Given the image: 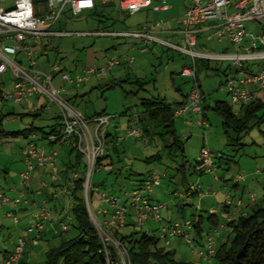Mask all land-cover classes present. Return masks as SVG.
<instances>
[{"label":"rangeland","instance_id":"374dc122","mask_svg":"<svg viewBox=\"0 0 264 264\" xmlns=\"http://www.w3.org/2000/svg\"><path fill=\"white\" fill-rule=\"evenodd\" d=\"M170 11L157 15V21L170 22L176 15L180 14L187 5V0H162ZM8 5L5 4V6ZM1 10V7H0ZM178 13V14H177ZM149 9H142L134 14L121 12L117 6L116 0H113L109 7L98 6L95 13L82 12L72 16L69 12L61 15L59 23L55 26V30L68 31L71 35L55 37L43 42L46 45V56L37 58V66L47 60L48 65L56 64L63 66L66 70L74 69V66L102 67L109 58H117L120 63L115 65L110 71L101 77L91 78L89 82L83 83L77 88L66 87L63 83L56 81L61 88V95L72 97L73 93H77L71 101L70 105L86 118L93 117L102 111L109 115H114L107 128L108 137L105 143V151L109 154V158L102 163V167L98 171H94L91 176L90 184L95 185L99 192H107L120 198V203L125 204L124 194L126 191L134 189L139 180L144 179L147 175L154 173L160 178V184L153 189L151 198L156 202L167 204V207L159 210L161 223L148 220L146 224L139 226H125L120 229L123 234L133 233V238L138 239L141 233L153 235L160 238L159 228L163 224H167L169 219L183 220L195 218L201 215V232L200 236L191 234L187 235L191 241L194 240L196 251H204L200 242L206 236V230L209 229L212 220H217V233L214 234L216 245L229 242L232 234L227 228V215L220 210V205L216 203L210 204L208 197L214 196L216 192L222 193V200L226 192H232V184L237 176L243 179L239 183L244 193L242 199L247 200V195L253 193L256 199H262L264 190L262 189V181L264 178V138L260 135L264 132V122L252 127L248 133L240 140L243 146H230L227 144L223 135L221 119L211 110L214 101H225L229 104V97L224 88L225 76L222 71L228 66L226 62H206L196 61L197 73L196 77L203 93V100L208 104L203 115H199L203 119L207 127L203 131L197 126L188 127L180 118H174V128L177 136L183 141V156L188 164H193L198 159L200 149L202 147L212 155V161L217 168L211 172H202L201 174L194 172L184 173V183L182 184L181 173L176 172L175 168L181 161L180 155H166L163 151L162 144L168 142L167 136H163L161 141L157 136L150 139L137 140L132 137H126L125 131L130 124V118L140 115L144 117L140 101L142 99H163L166 103H177L181 101V94H185L193 80L180 76L182 66L189 65L190 58L182 53L169 50L160 44H153L146 53L141 54L137 51H130V40L133 38L112 37L108 35L94 34L96 32H119L131 31L137 26L149 23L152 16ZM156 22V21H155ZM174 25V22L171 21ZM167 25V24H166ZM162 24V28L166 27ZM246 27L252 30L250 23H246ZM78 33H93L90 35H79ZM136 39H134L135 41ZM136 41H139L138 39ZM142 44V42L140 41ZM202 45L206 48H212V43L207 40H201ZM230 45V44H229ZM143 46V45H142ZM234 48V49H233ZM217 50L218 46L215 45ZM152 50V53H151ZM230 50H235L230 45ZM123 56L133 58L132 64L128 65L122 61ZM135 59V60H134ZM201 62L207 64L204 69ZM264 67V62H258L251 66L254 71ZM75 72V71H73ZM5 83L2 86L0 82V90L5 88L9 90L11 81L8 74L0 76ZM177 90H180L178 92ZM257 97L264 103V91H256ZM202 102V99L200 100ZM39 106L34 108L32 106ZM46 106L48 107L46 109ZM48 109H50L48 111ZM233 112H242L240 105L231 106ZM7 113L0 123V194L7 198L17 196L16 190L20 188L18 179L19 170L23 167L21 162V149L29 141L21 135H6L4 133L18 132L29 128L30 125L36 128H42L44 132L49 131V127L55 122H59L60 117L58 107L49 103L41 95H35L24 104H13L10 102L0 103V116ZM125 113V114H123ZM38 138L35 145L45 150L47 154L53 150L58 155L55 159L57 165L65 162L67 159L73 162L74 155L68 154L71 148L70 144L51 145L48 138L41 137L39 132L36 133ZM234 138V136L232 135ZM110 145H115L116 151L110 149ZM162 149L161 162L149 161L146 159ZM148 161V160H147ZM84 162L83 158L81 163ZM83 163L79 166L82 168ZM215 178V180H214ZM220 178L225 179L228 186L222 189H215L212 183L220 184ZM240 179V180H241ZM200 184L206 197H190V204L183 206L182 216L178 213L176 206L180 203L177 198L172 195V204L170 192L174 188H184L187 185ZM217 190V191H215ZM233 193V192H232ZM231 193V196H232ZM220 195V194H219ZM38 198V197H37ZM235 198V196H233ZM232 198V199H233ZM40 200V198H38ZM89 208L96 218H100L95 214L98 208L96 193L88 195ZM202 205L199 208V205ZM210 209H215V215L210 214ZM13 210L11 203H4L0 200V251H10L13 243L19 237H24L26 245L24 248V264H43L44 252L50 248L57 246L59 237L53 236V228L42 237V239L34 242L33 238L26 234L25 228L31 217L30 207L26 211L16 213L18 224L15 225L11 218L6 217V212ZM58 213L59 219L67 225V219L70 215V206H65ZM219 211V212H218ZM28 213V218L23 215ZM53 211H50V217L53 218ZM167 214V215H166ZM233 215L232 218H235ZM50 222L48 224L51 223ZM132 217L127 218V223L132 222ZM57 227V226H56ZM60 230V227H57ZM45 230V229H44ZM72 235V228H69L66 237ZM171 239L166 250H172L173 259L183 262H192L197 259L193 251L186 246L184 242H178ZM215 243V241H214ZM159 245H163V241L159 239ZM215 246V244L213 245ZM205 252V251H204ZM196 262V261H195Z\"/></svg>","mask_w":264,"mask_h":264},{"label":"built area","instance_id":"2783aa9c","mask_svg":"<svg viewBox=\"0 0 264 264\" xmlns=\"http://www.w3.org/2000/svg\"><path fill=\"white\" fill-rule=\"evenodd\" d=\"M110 1L112 0H0V76L8 74L11 81L8 91L5 88L0 90V103L19 104L35 95H41L49 103L58 107L61 126L47 138L53 145L57 143L73 145L81 154L85 166L82 182L83 202L90 221L101 240L102 251L108 256L106 247L111 244L118 252L120 264H129L124 248L112 238L108 230L122 227L128 217H132V222L140 228L148 220L162 222L159 210L167 207V204L151 200L153 189L160 184L159 178L154 173L149 174L134 189L126 191L123 201L125 204L120 203V198L107 192H99L96 187H93L89 181L92 173L100 169L96 166L97 158L106 154L104 137L114 115L105 113L90 118L84 117L70 105L64 95H61V88L53 84L54 79H58L66 87L77 88L91 78L106 75L110 69L120 63V60L112 57L102 67H83L73 74L62 70V67L56 64H51L47 70H42L37 67L36 63L37 58L41 56L38 47L41 40L71 35L68 31L55 30L61 15L69 12L75 16L93 9L97 3H109ZM116 2L121 12L130 15L142 9H149L151 13L167 9L162 0H116ZM7 3L8 5L5 6ZM206 21L214 23L212 35L217 41L225 40L234 45L233 52H211L198 48L196 31L193 26ZM247 22L254 25V29L249 30L246 27ZM161 24L162 22L157 21L131 31L96 32L94 34L138 39L145 45L154 42L188 56L190 63L188 66H182L180 76L193 81L185 94V103L174 110V116H182V121L186 126H197L203 131L207 127L206 122L199 117L201 115L200 88L196 82V61L198 60L228 63L223 84L230 106L246 105L256 98V91H264V67L257 71L251 68L255 63L264 62V0H187L185 13L180 19L182 40L179 45L151 35L152 31L161 27ZM210 37L206 39L209 40ZM145 50V46L140 48V52ZM122 61L130 65L133 58L123 56ZM0 82L3 84L2 78ZM129 122L125 131L126 137L141 139L142 130L137 125V116L130 118ZM27 139L29 141L21 150L20 156L24 168L18 175L19 185L23 190L29 189V180L34 168L48 167L53 177L57 172L56 152L50 150L46 154L42 148H38L35 145V141L38 140L35 134H30ZM198 159L201 162L200 167L204 168L205 172L212 173L215 170L212 155L207 148L200 149ZM76 176L77 173H72L68 181L69 190L73 188V179ZM239 179L240 176H237L234 183H237ZM69 190L64 187L62 192L68 196ZM90 193L97 195L98 208L95 214L105 217L101 221L89 208L88 195ZM193 194L199 198L206 196L199 183L188 185L185 191L175 192L174 195L177 199L186 201ZM248 198L250 203L256 200L253 193H249ZM0 200L4 203H11L14 208L20 206L22 201L27 203L22 191H19L12 199L0 194ZM44 203L41 201V204H33L31 218L25 228L26 234L33 240L40 235L50 221V215L44 208ZM222 204L228 209V221L232 220L233 215L239 214L237 210L241 205L240 198L232 199L231 194L226 192ZM209 211L214 213L215 209ZM6 216L17 223L12 212H7ZM70 220L68 217L67 222ZM57 225L61 231L67 229L63 221ZM191 228L192 223L188 219L173 220L160 226L159 239L167 245L172 238H180L202 262L212 264L210 259L213 254L212 246L216 231L211 230L205 236L202 246L205 249L204 252L196 251L192 241L187 238L186 233ZM25 242L24 239L18 238L14 242L13 250L0 259V264H16L23 253Z\"/></svg>","mask_w":264,"mask_h":264},{"label":"trees","instance_id":"16d2710c","mask_svg":"<svg viewBox=\"0 0 264 264\" xmlns=\"http://www.w3.org/2000/svg\"><path fill=\"white\" fill-rule=\"evenodd\" d=\"M112 2L113 1H110L109 3L108 2L97 3L93 9L87 12L92 11V13L94 14L98 6L109 7L112 5ZM43 41L44 40H41L39 42L38 47L41 56H46L45 52H46L47 44H45ZM206 65L207 64H204V62H201V66L204 69L206 68ZM79 69H81V66L80 67L74 66V69H72L70 72L62 66V70L68 71L70 74L75 73ZM227 70L228 68L225 71H222L221 73L223 75L225 74L226 76ZM196 82L198 83L197 77H196ZM65 97L69 102L70 98H68L67 96ZM201 99L202 102H200V108H201V114L203 115L204 110L207 109L208 107L203 104L204 100L202 98V93L200 89V100ZM185 101H186V95H183L182 100L180 102L171 103V104L166 103L163 99H142L140 101V106L142 108L141 110L142 113H144V117L140 118V115H137V125L142 130L141 140H144L145 138L150 139L153 136H157L162 141L163 136H167L168 142L162 144L164 150L163 152L168 156L175 155L176 153L180 155L181 161L179 162V165L175 168V170L176 172L181 173L182 184L184 183L185 172H194L197 173V175L201 174L202 172H205L204 168L200 167L201 162L199 159H196L193 164H188V162L184 159L183 141L179 139L174 128V118H175L174 110L175 108L182 106L185 103ZM211 110L216 114H218V116L220 117L223 135L225 136L227 144L230 146H237V147L243 146L240 143V140L248 133L250 129H252V127L257 126L258 124L264 122V103L257 98L251 100L246 105L241 106L242 112L240 111L234 113L231 109V106L225 101L223 102L214 101ZM11 114L13 113H7L5 115H1L0 123L2 119L6 117V115H11ZM102 114L105 113L102 111L101 113L95 116ZM57 120H60V117H57ZM60 126L61 124L59 122H55V124L49 127L48 132H44L42 128H36L30 125L29 128L23 129L21 131L13 132V133H4V134L21 135L27 138L30 134L36 135V133L39 132L41 134V137L47 138L49 135H51L54 132V130H56ZM232 135L234 136V138L232 137ZM260 135L264 138V132H261ZM107 137L108 134L106 132L104 137L105 140L107 139ZM110 149L116 151L115 145H110ZM68 154L74 155L73 162L70 161L62 162L58 166L55 161L57 172L54 177L52 176V173L48 167L45 168L36 167L34 168L30 176L29 189L23 190L20 188V190L19 189L16 190L17 194L19 191H22L26 197V194H28V192L32 188L31 180H32L33 172L37 169H46L48 172V177L51 180L50 183L53 184L54 182H58L57 186H60V188L57 192L59 193V195H61L62 197H66L70 201L68 205L70 206L69 218L71 220L68 221L67 229L65 231L58 230L57 228L58 225L56 224L57 227L54 228L53 236L59 237V243L57 244V246L50 248L48 249V251L46 250L44 252L43 264H120L118 252L117 250H115L113 245L108 244L106 247L107 248L106 251H108V256H106L104 254V251H102L101 240L99 239L97 235V231L94 228L93 224L91 223L88 213L86 211L83 202V187H82L84 168H85L84 162H82L83 163L82 168H79V166L82 164L81 163L82 156L73 145H71ZM108 158H109V154L107 152L103 156L98 157L96 160V166L101 168L103 161L107 160ZM161 159H162V149L161 151H158L154 155L148 157L146 159V162L157 161L158 163H160ZM23 168L24 166L22 167L21 170H23ZM216 168L217 165H215V169ZM21 170H19V173L21 172ZM72 173L73 174L77 173V176L73 179V188L69 190L68 181L70 180ZM141 182L142 180H139V184ZM45 183H46L45 181H40L38 188L36 190H33L34 194H36L35 198H33L32 196V198H30L29 200L26 199L27 203L22 201L20 206L16 208L13 207V210L9 212H12L16 217V213L19 212L20 208L24 204L25 206L29 205L28 207H30L31 210L29 214H31L33 210V204L34 203L41 204V201H44L45 203L43 204V206L49 212L50 215V210L47 208L46 198L41 195V192L43 191V187L46 186ZM236 184L237 183L233 182L231 188H233V185ZM261 185H262V189L264 190V178ZM92 186L96 187L95 185ZM187 186L183 191L186 190ZM64 187H67V189L70 192L68 196L62 192ZM178 191H173V193ZM228 192L231 194L230 191ZM193 196H196V194H193L191 197ZM37 197L40 198V200ZM231 197L233 198V195ZM236 198L241 199V205L237 210L239 214L236 215L235 218H232V220L230 221H228L227 218V222L225 225L227 228L230 229L229 232L232 234V238L229 240V242L221 243L218 246L217 245L212 246L213 254L211 256L210 261L212 264H264V195L262 199L259 200L256 199L254 203H250L247 195L250 206L249 209L246 211H241V207L243 205L242 197L235 196V198L233 199ZM220 209L223 213L228 214V209L223 204L220 206ZM210 214L214 215L215 212ZM99 217H102L101 220L105 219V217L102 215H99ZM62 220L63 219H59L57 223L61 222ZM190 221L192 223V228L190 230L191 233L193 235L200 236L201 222H202L201 215L197 217L195 216V218H192ZM210 221L212 226H210L209 229L206 231V235L211 230L213 231L215 230L217 233L216 230L218 226L217 220L214 219L212 220L211 218ZM14 224L15 225L18 224V219H17V223ZM125 226L134 227L135 224L133 222L127 223L126 220L125 224L122 227L110 228L108 231L111 234L112 238L115 241L119 242L124 248L129 264H195L188 261L183 262V261L174 260L172 250H166V247L169 246L170 241L167 245H165L163 242V245L161 246L159 245V239L155 238L151 234L150 235L147 234L146 232L141 233V236L138 239H134L132 236L133 233L123 234L122 232H120V229ZM46 227L47 226H45V228ZM69 228H72V235L66 237V233L68 232ZM44 229L40 233V235L36 239H34L35 242H37V240L42 238ZM19 238L24 239V237H19ZM194 242L196 241L192 240V244ZM203 242L202 243L200 242L201 247L203 246ZM13 246L14 243L10 251L13 250ZM193 246L195 248L194 244ZM10 251H0V259L5 257L6 254H8ZM24 258L25 257L23 250L21 257L18 259V262L16 264H24ZM197 258L198 261L196 264H206V262H202L198 256Z\"/></svg>","mask_w":264,"mask_h":264},{"label":"crops","instance_id":"0c3cea01","mask_svg":"<svg viewBox=\"0 0 264 264\" xmlns=\"http://www.w3.org/2000/svg\"><path fill=\"white\" fill-rule=\"evenodd\" d=\"M113 1V0H112ZM187 6V5H186ZM186 6H184V8H183V10H182V12L180 13V14H178V15H176V17L177 18H174V19H172V20H169L170 22H167L168 20H165V22H163L162 24H163V26H164V24L166 25V27H163L162 28V24H161V27H159V28H156L154 31H152V33H151V35L153 36V37H155V38H157V39H160V40H165V41H168V42H170V43H174V44H181V40H182V35H181V30H182V25L180 24V19L182 18V16L184 15V13H185V10H186ZM120 10V9H119ZM141 11V10H140ZM168 11H170L169 10V8L167 7V9L165 10V11H160V12H157L156 14H162L163 12L164 13H166V12H168ZM85 12H87V11H85ZM155 13H153V14H151L152 16L150 17V22L149 23H145V24H142L141 26H137L136 28L138 29V28H140V27H142V26H148V25H150V24H153V23H155V21L157 22V15H154ZM171 21L172 22H174V25L171 23ZM213 22L212 21H206V22H202V23H199V24H196V25H194L193 26V29L196 31V39H197V45H198V48H200V49H205L206 51H211V52H233L234 50H230V45H233V44H231V43H228V42H226L225 40H222V41H217L214 37H213V29H212V27H213ZM251 27L254 29V25H252L251 24ZM208 36H211L210 37V39L209 40H207L206 39V37H208ZM130 39V38H129ZM201 40H203V41H208L209 43H212V48H206V46H201L202 45V43H201ZM130 43V46H131V48H130V51L132 50V51H137V52H139V53H141V54H144V53H146V51L148 50V49H146L144 52H140V48L141 47H143V46H146L147 48H149L150 46H153V48L155 47V45H153V44H157V43H154V42H151V43H149V44H147V45H145L144 43H140V41H134V39L133 40H130L129 41ZM199 43L201 44V45H199ZM230 44V45H229ZM143 45V46H142ZM215 45H217L218 46V49L217 50H215L214 49V46ZM234 46V45H233ZM234 49V48H233ZM151 53H152V50H151ZM135 60V59H134ZM133 62V61H132ZM220 63H222V62H220ZM132 64V63H131ZM39 69H42V70H47L48 69V67H49V65H48V63H47V61H45V62H41L38 66H37ZM208 66L206 65V68H207ZM45 68V69H44ZM205 68V69H206ZM227 68H228V66H227ZM226 68V69H227ZM225 69V70H226ZM223 75V74H222ZM223 76H225V74L223 75ZM56 81H59L58 79H54V81H53V84L55 85H58L57 83H56ZM90 81V79L87 81V82H89ZM5 83V80L3 79V84ZM224 83V82H223ZM3 84H2V86H3ZM56 87H60V86H56ZM189 89V88H188ZM178 92H180V90H177ZM188 91V90H187ZM187 93V92H186ZM185 93V94H186ZM202 93V92H201ZM74 95H72V97H68V95H65V96H67L68 98H74V97H76V95H77V93H73ZM181 94V98L183 97V95H185V94H182V93H180ZM202 95H203V93H202ZM256 96V98L257 99H259L258 97H257V95H255ZM202 98H204V97H202ZM71 99V100H72ZM29 100H31V98L29 99ZM29 100L27 101V102H24V103H28L29 102ZM182 100V99H181ZM260 100V99H259ZM180 102V101H179ZM24 103H22V104H24ZM178 103V102H177ZM203 104L204 105H206L207 107H208V104L204 101L203 102ZM40 106V105H39ZM39 106H32V111H35V109L34 108H38ZM241 106H243V105H240V107ZM209 108V107H208ZM50 109H48V111H49ZM206 110V109H205ZM234 113H236V112H234ZM123 114H125V113H123ZM175 118H180L181 119V121L183 120V118H182V116H177V117H175ZM183 122V121H182ZM38 147V146H37ZM38 148H40V147H38ZM43 151L45 152V150L43 149ZM58 156V155H57ZM57 156H56V158H57ZM69 160L67 159V161H65V162H68ZM62 162H60V164H61ZM22 169V168H21ZM20 169V170H21ZM241 179V178H240ZM239 179V181L237 182V184L236 185H233V193H232V195L233 196H240V197H242V194L244 193V190H243V188H242V186H240L239 185V183L240 182H242L243 181V179H241L240 180ZM214 180H215V178H214ZM40 181H45L46 183V186L45 187H43V191L41 192V195L43 196V197H45L46 198V201H47V208L50 210V211H53L54 212V214H53V218L51 219V223L50 224H48L47 225V227L45 228V230H44V232H43V236L45 235V233H48L50 230H51V227L53 228V231H54V228H56V224H57V221H59V216H58V213L60 212V210H62L65 206H68V204L70 203V201H69V199H67L66 197H62L61 195H59V193L57 192L58 190H59V188H60V186H57L58 185V182H54L53 184H51L50 182H51V180L49 179V177H48V172H47V170L46 169H37V170H35L34 172H33V174H32V180H31V189H30V191L28 192V194H26V199H30V198H32V196H33V198H35L36 197V194H34V192H33V190H36L37 188H38V186H39V183H40ZM217 182H219V181H221V183L220 184H218V183H212V187L213 188H215V189H222L223 187H224V185H225V179H223V178H220V180H216ZM225 186H228V184L226 183V185ZM184 188V186L182 187V188H180V187H177V188H174L173 190H171V192L169 193L170 194V196H171V202H172V198L174 197V198H176V196L174 195L175 194V192L173 193V191H178V190H182ZM217 190H215V191H217ZM220 194V195H219ZM221 194L222 193H218V192H216L215 193V195L213 196H211V197H208L209 198V200H210V204H213V203H216V205H222V202H223V200H222V196H221ZM172 195H173V197H172ZM31 196V197H30ZM193 197H196V196H193ZM206 197V196H205ZM192 198V197H191ZM151 200L153 201V202H156V201H154L152 198H151ZM180 202H183V203H180V204H178L177 206H176V209H177V211H178V213L181 215V218H183L184 216H182L183 214H181L182 213V211H183V209H181L183 206H185V205H187V204H190V199L189 200H186V201H181L180 199H178ZM174 202H172V204H173ZM243 205H242V207H241V211H246V210H248L249 209V206H250V203H249V201H248V199L247 200H243V203H242ZM29 206V205H28ZM27 205L25 206L24 204L22 205V207L20 208V210H19V212H24V211H26V209H27V207H28ZM219 206V207H220ZM199 208H201L202 207V205L200 204L199 206H198ZM221 210V209H220ZM219 212V211H218ZM222 212V211H221ZM215 213H216V211H215ZM224 214V213H223ZM23 215H25V217H27L28 218V213H23ZM167 215V214H166ZM215 215V214H214ZM102 219V217H100V220ZM170 221H168L167 223H169V222H171V221H173V220H176V218H170L169 219ZM207 231V230H206ZM188 234H191V231H189L188 233H187V235ZM42 236V237H43ZM42 239V238H41ZM173 239H175V240H177L176 241V243L178 244V242H183L180 238H173ZM202 243V242H201ZM215 246H216V240H215ZM196 261V262H195ZM192 262L193 263H197V259H194V260H192Z\"/></svg>","mask_w":264,"mask_h":264}]
</instances>
